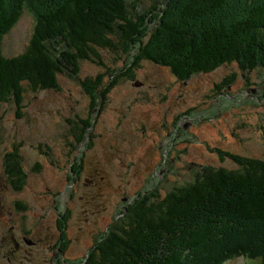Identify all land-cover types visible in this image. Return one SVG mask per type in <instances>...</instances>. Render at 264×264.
Instances as JSON below:
<instances>
[{"label":"trees","instance_id":"1","mask_svg":"<svg viewBox=\"0 0 264 264\" xmlns=\"http://www.w3.org/2000/svg\"><path fill=\"white\" fill-rule=\"evenodd\" d=\"M49 1L0 0V124L7 123L5 105L15 108L13 119L22 120L28 116V97L42 92L61 93L58 98L64 105L62 100L72 101L77 88L84 92L90 100L91 117L68 120L74 138L71 168L61 161L47 162L50 169L63 173L65 185L76 180L74 189L81 173L87 171L84 154L95 144L91 131L99 113L107 107L108 95L126 79L137 81L135 70L142 61L166 67L181 82L234 64L242 72H264V0H240L238 12L231 19L235 21L220 24L217 20L210 28L204 24L203 30H199L198 22L202 24L205 17L227 7L229 0H60L51 6ZM30 13L35 22L27 35L21 36L25 42L21 51L14 54L10 36L23 26ZM106 50L116 52L124 68L107 67L102 55ZM84 61L101 65L104 71L80 77ZM65 75L76 84L69 90L62 87ZM235 79L234 74L228 75L217 86V92L231 86ZM236 114L228 117L232 121L220 124L228 144L238 147L236 133L245 139L250 119L246 113ZM251 115L252 122H259L264 118V108ZM239 120L242 124L237 126ZM11 124L18 132V126ZM28 143L23 139L20 144L0 148V166L6 164L0 173V188H10L11 184L13 192H23L28 184L30 175L24 162ZM156 149L161 153L155 157L158 166L164 154L161 145L156 144ZM216 152L222 159L233 160L238 169L223 161L218 166H203L201 172L197 168L180 172L184 180L191 177L192 182L177 187L159 203L153 201L146 207L141 204L130 217V224L119 230L122 235L112 232L106 239L119 219L120 214L115 215L107 232L87 253L86 264H186L185 252H191L190 259L199 264H230L239 258L264 264V159L231 154L223 148H216ZM142 156L145 159V152ZM77 161H82L80 167ZM46 168L47 164L37 161L34 171L41 174ZM4 172L7 182L3 184ZM55 193L48 194L54 197ZM153 196L150 194V201ZM12 205L15 213L26 210L21 201ZM55 217L53 226L59 242L67 248L73 244L67 237L72 218L69 203ZM21 228L25 229L22 223ZM25 230L27 235L34 233ZM204 243L199 259L194 250Z\"/></svg>","mask_w":264,"mask_h":264},{"label":"rangeland","instance_id":"2","mask_svg":"<svg viewBox=\"0 0 264 264\" xmlns=\"http://www.w3.org/2000/svg\"><path fill=\"white\" fill-rule=\"evenodd\" d=\"M57 2L60 0H50L48 4L51 6ZM239 3L240 0H229L227 7L205 17L202 24L199 21V30L205 29L204 24L212 27L217 20L220 24L235 21L231 19L238 12ZM26 16L28 19L23 20V26H19L16 34L10 36L14 41V54L21 51L25 44L21 36H26L35 22L31 13ZM24 29L25 33L21 34ZM102 55L107 67L124 68L116 52L106 50ZM234 65L232 68L223 66L208 75L197 74L189 81L181 82L166 67L142 61L135 70L138 80L131 82L126 79L116 86L106 99L107 107L96 116V124L91 131L95 144L84 154L83 165L87 171L81 173L75 189L76 180L71 185H65L63 173L50 169L47 162L57 160L71 168L72 158L69 156L73 153L71 143H74V138L70 132L72 124L68 120L91 117L90 100L84 92L77 88L72 101L68 98L62 100L64 105L59 102L61 93L42 92L28 97V116L22 120L13 119L15 108L5 105L7 123L0 124V148L4 150L16 142L20 144L23 139L29 141L24 162L30 178L23 192H13L11 184L10 188L2 186L0 264H86L87 253L107 232L109 223L117 214H120L119 219H116L106 239L111 237L112 232L122 235L119 230L130 224V217L141 204L146 207L153 201L159 203L177 187L192 182L191 177L184 180L185 176L180 172H190L194 168L201 172L203 166H218L223 161L231 163V168L238 169L233 160L220 158L216 148L263 160L264 118L257 123L252 122L251 112L264 108V72L262 69L242 72ZM102 71L101 65L84 61L80 77H92ZM233 74L236 76L234 83L222 88L218 95L217 86ZM73 85L76 84L65 75L62 87L69 90ZM123 87L125 89L121 91ZM257 103L259 106H254ZM239 111L242 115L246 113L250 119L247 120L246 136L244 139L236 133L238 147L230 146L220 123L232 121L233 118L228 117H236ZM92 118L95 121V117ZM12 122L20 131L15 132ZM241 124L239 120L237 126ZM232 127L230 124V131ZM156 144L161 145L164 154L161 157L163 163L158 166L155 157L161 153L156 149ZM65 159L66 162H62ZM37 161L47 164L41 174L34 171ZM81 162L77 161L79 167ZM51 192H56L54 197L48 194ZM150 194L154 195L151 201ZM20 201L26 206V210L21 211V217L13 213L12 205ZM67 203L72 210L67 237L73 244L66 248L65 243L59 242V234L53 224L55 213L63 211ZM110 205H113V209ZM5 215L9 216L10 225L20 227L22 223L25 229L34 231L32 235H27L26 230L21 228V252L18 256L12 250V242L6 243V236L1 234L2 228L5 231ZM14 239L17 240L16 235ZM204 246L206 243L194 250L195 257L201 259L199 249ZM190 253L183 254L186 264H199L190 259ZM230 264H258V261L239 258Z\"/></svg>","mask_w":264,"mask_h":264},{"label":"flooded vegetation","instance_id":"3","mask_svg":"<svg viewBox=\"0 0 264 264\" xmlns=\"http://www.w3.org/2000/svg\"><path fill=\"white\" fill-rule=\"evenodd\" d=\"M3 167H4V164H3V166H0V170H2ZM1 173L3 174V172H1ZM4 175H5V172H4ZM6 179H7V174L5 175V177H2L1 180H2V182H7ZM1 191L4 192V189L0 188V192ZM2 192H1V194H3ZM19 206H21V205H19ZM13 213L16 216L21 217V214H18V213H15V212H13ZM8 217H9L8 215L4 216L3 226L5 228V231L2 228L1 234H2V236H6V238H5V242L6 243H9V241L12 242V245H13L12 246V250L18 256V254L21 252V240H20L21 239V226L20 227H15L13 225H10L9 222H8V220H9ZM8 231H9V236L7 237ZM14 234L16 235V239L17 240L14 239V236H15ZM19 259H20V257H19Z\"/></svg>","mask_w":264,"mask_h":264}]
</instances>
